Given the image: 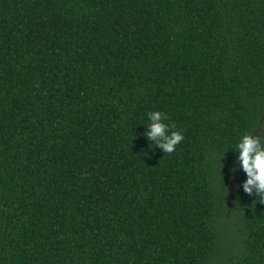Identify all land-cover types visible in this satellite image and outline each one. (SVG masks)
I'll return each mask as SVG.
<instances>
[{
  "label": "trees",
  "instance_id": "1",
  "mask_svg": "<svg viewBox=\"0 0 264 264\" xmlns=\"http://www.w3.org/2000/svg\"><path fill=\"white\" fill-rule=\"evenodd\" d=\"M245 133L264 0H0V264H264Z\"/></svg>",
  "mask_w": 264,
  "mask_h": 264
},
{
  "label": "clouds",
  "instance_id": "2",
  "mask_svg": "<svg viewBox=\"0 0 264 264\" xmlns=\"http://www.w3.org/2000/svg\"><path fill=\"white\" fill-rule=\"evenodd\" d=\"M148 131L144 135L153 141L156 147L163 148L166 153L175 151L176 146L184 139L179 131L169 133V125L165 123L167 116L160 111L149 112ZM174 128L175 126H171ZM240 166L247 173L248 179L244 183V191L248 195H255L264 204V138L253 133H245L236 145ZM236 169H233L235 172Z\"/></svg>",
  "mask_w": 264,
  "mask_h": 264
}]
</instances>
